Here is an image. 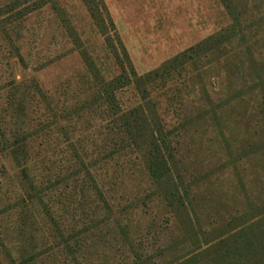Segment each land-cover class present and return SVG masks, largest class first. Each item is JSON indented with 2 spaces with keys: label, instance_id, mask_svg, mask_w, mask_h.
Returning <instances> with one entry per match:
<instances>
[{
  "label": "rangeland",
  "instance_id": "obj_1",
  "mask_svg": "<svg viewBox=\"0 0 264 264\" xmlns=\"http://www.w3.org/2000/svg\"><path fill=\"white\" fill-rule=\"evenodd\" d=\"M84 1L28 0L0 24V127L16 100L25 129L4 134L46 142L28 155L33 174L50 178L53 210L48 220L35 204L9 213L14 204L0 203V264H264V0H102L137 75L189 50L152 86L168 136L175 124L171 180L157 186L144 151L113 157L118 139L88 130L96 122L75 103L94 88L80 55L106 80L119 72ZM118 97L135 101L128 89ZM83 138L94 182L71 166L68 146ZM171 181L184 213L162 197Z\"/></svg>",
  "mask_w": 264,
  "mask_h": 264
},
{
  "label": "trees",
  "instance_id": "obj_2",
  "mask_svg": "<svg viewBox=\"0 0 264 264\" xmlns=\"http://www.w3.org/2000/svg\"><path fill=\"white\" fill-rule=\"evenodd\" d=\"M94 1H97V3ZM27 3L28 0H4L2 6H0V24L6 23L11 26V23L21 16L18 8L22 7L26 11L25 5ZM40 3H42V0H40ZM84 4L96 30L103 38L105 47L111 51L119 72L114 77L106 80L99 74L92 60L80 55L79 58L85 69L86 82L94 86V88L89 87L88 92L82 93L75 101L81 106L82 119L96 122L88 130L94 128L103 131V133L106 132L111 140L113 138L110 133H113L114 139H118L117 144H111L106 150L109 151V154L114 155L113 157H123L131 154L130 151L139 152L143 150L145 153L146 175L152 184L157 186L166 179L171 180V164L174 160L171 135L174 134L175 128L173 127L175 124L169 126L168 132L170 135L168 136L166 134L167 125L160 117L161 110L158 108L156 98L152 97V86L163 79L164 76L176 72L179 67L186 63V55L189 50L166 61L160 69L137 75L123 45L117 35L114 34L113 24L102 0H88L84 1ZM193 50V48L190 49V51ZM125 89L133 92L135 101L123 106L118 95ZM13 105L16 106V100L13 101ZM14 106H9L7 110L10 113V116L7 115V117H10L9 122H5L2 129L0 127V188H2L0 203L6 206L14 204L5 209V212L9 213L13 212L14 208L19 205H25L27 208L28 205L33 206L35 204L39 208L41 216L50 220L53 216V210L51 206L45 205L44 202L47 200L46 190H42V186L50 181V178L47 176V180H45L33 174V166L30 162L34 161V157L28 155L35 144L44 148L46 142L44 140L34 141L30 137L24 136L17 138L15 135H12L9 139L7 134H4L6 131L9 132L13 129L17 134V132L25 129V126L22 127L23 125L14 123L12 115L16 111ZM85 141L86 139L83 138L80 142H70L68 147L71 150V166L76 169L75 177L81 174L82 177L94 182V178L97 179L95 168L97 162H92V160L88 163L84 162L83 157L88 156H83L85 153L83 149L81 152L80 145ZM34 149L37 152L39 151L35 147ZM75 149L79 151L76 152ZM104 153L96 152L99 156ZM94 187L95 191L101 190L99 181ZM179 189L178 185L171 181L170 190L162 196L166 201L167 208L173 213L179 211L184 213V197ZM34 192L35 194H33ZM83 245H85V241L81 246L83 247ZM72 261L75 264H82L81 261Z\"/></svg>",
  "mask_w": 264,
  "mask_h": 264
}]
</instances>
